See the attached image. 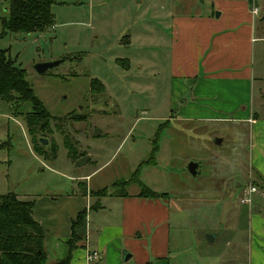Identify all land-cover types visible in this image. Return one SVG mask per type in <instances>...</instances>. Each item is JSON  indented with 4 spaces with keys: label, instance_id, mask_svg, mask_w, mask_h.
Listing matches in <instances>:
<instances>
[{
    "label": "rangeland",
    "instance_id": "rangeland-1",
    "mask_svg": "<svg viewBox=\"0 0 264 264\" xmlns=\"http://www.w3.org/2000/svg\"><path fill=\"white\" fill-rule=\"evenodd\" d=\"M53 1L54 25L44 33L1 37L8 0H0V51L25 70L34 96L57 119L35 137L48 142L36 146L40 156L25 115H13L0 101V196L12 192L21 200L63 205L69 197L83 198L85 185L96 193L139 194L136 183L114 184L130 182L155 140V163L143 165L138 178L150 191L169 194L171 253L183 257L172 263L264 264V0ZM243 2L245 12L258 9L251 23L250 88L226 105L233 109L215 113V121L170 118L184 110L171 76L172 19H219L240 11ZM59 60L45 74L35 70ZM92 81L103 90L99 83L92 89ZM30 110L21 105L23 114ZM252 113L255 126L245 120ZM65 141L76 161L68 158ZM189 163L198 164L194 177ZM250 187L257 192L246 204ZM89 203L93 197L88 212ZM106 205V213L88 215L91 227L92 217L111 218ZM122 253L125 262L129 254ZM121 262L114 264H134Z\"/></svg>",
    "mask_w": 264,
    "mask_h": 264
},
{
    "label": "crops",
    "instance_id": "crops-1",
    "mask_svg": "<svg viewBox=\"0 0 264 264\" xmlns=\"http://www.w3.org/2000/svg\"><path fill=\"white\" fill-rule=\"evenodd\" d=\"M245 6L246 2H243L241 10H235L234 15L222 12L219 19L210 15L172 19L171 76L176 85L174 97L179 99L184 96V110L181 115H171L170 118L215 121L218 119L215 113L233 109V106L227 107L231 100L248 91L247 87L252 84L253 19L249 8L248 13L244 11ZM245 120L255 126L258 123L257 114L252 113ZM260 174L261 180H264V174ZM85 190L83 198L69 197L63 205L52 202L56 199L45 204L33 200L34 218L45 232L43 247L47 264L68 255L70 225L82 210H85L86 216L83 227L77 231L82 240L72 251L70 264H91L95 260L114 264L122 261V250L129 254L127 261L131 260L134 264H180L172 263L173 259L183 257L171 253L173 218L167 203L168 193L153 191L168 196L147 199L139 197L138 193L128 192L96 196L93 195L95 190H88L87 185ZM91 197L94 203H89L88 212L86 206ZM106 203L110 206L111 218L95 222L92 217L94 223L91 227L89 214L92 211L106 213ZM93 253L98 255V259L88 261L87 256ZM212 263L219 264L212 261L205 264Z\"/></svg>",
    "mask_w": 264,
    "mask_h": 264
},
{
    "label": "trees",
    "instance_id": "trees-1",
    "mask_svg": "<svg viewBox=\"0 0 264 264\" xmlns=\"http://www.w3.org/2000/svg\"><path fill=\"white\" fill-rule=\"evenodd\" d=\"M53 3V0H8V19L2 22L1 37L7 34L44 33L54 25V16L51 11ZM6 54L0 51V101L11 106L13 115H25L26 129L31 143L33 145L38 142L35 146L33 145V149L42 156L36 148L37 145L41 146L40 140L37 141L35 137L50 131L51 122L57 119L53 118L34 96L26 80L25 70L19 68ZM96 83H99L98 87L102 91L103 87L98 81L91 82L92 89ZM24 103L31 106V110L26 114L20 111ZM64 145L67 148L68 158L72 161L80 158L69 141H65ZM158 151V143L154 140L149 159L138 166L130 182H118L114 186L125 187L130 183H136L141 191L138 194L139 197L163 198L165 195L150 191L138 178L143 165L155 163ZM93 195L103 196L106 192L99 191ZM34 210V201H20L12 192L0 196V264H47L43 247L45 232L35 220ZM85 216L86 212L82 210L71 222L70 236L67 241L68 255L52 264H70L71 253L82 240L77 231L83 227Z\"/></svg>",
    "mask_w": 264,
    "mask_h": 264
},
{
    "label": "water",
    "instance_id": "water-1",
    "mask_svg": "<svg viewBox=\"0 0 264 264\" xmlns=\"http://www.w3.org/2000/svg\"><path fill=\"white\" fill-rule=\"evenodd\" d=\"M264 19V18H263ZM62 62V60H59V61H54V62H47V63H40V64H37L35 66V70L37 71L38 74H45L46 71L58 66L60 63ZM40 143L42 145H47V140H44V139H40ZM88 160V157H83L81 158L79 161H78V164L79 165H82L83 163H85L86 161ZM197 168H198V164L196 163H189L188 165V172L191 176H196L197 174ZM208 240L209 242H212V238L211 237H208ZM128 259V258H126Z\"/></svg>",
    "mask_w": 264,
    "mask_h": 264
},
{
    "label": "built area",
    "instance_id": "built-area-1",
    "mask_svg": "<svg viewBox=\"0 0 264 264\" xmlns=\"http://www.w3.org/2000/svg\"><path fill=\"white\" fill-rule=\"evenodd\" d=\"M251 15L252 16H257L258 15V9L257 8H253V9H251ZM257 191H256V189L254 188V187H250L249 189H248V197L247 198H244L243 200H242V202L243 203H246V204H250V198H249V196L251 195V194H253V193H256ZM93 259H98V255L96 254V253H93V254H89L88 256H87V260L88 261H91V260H93Z\"/></svg>",
    "mask_w": 264,
    "mask_h": 264
}]
</instances>
